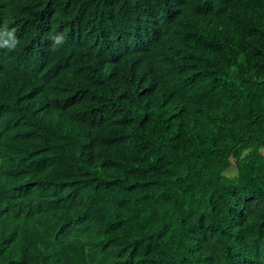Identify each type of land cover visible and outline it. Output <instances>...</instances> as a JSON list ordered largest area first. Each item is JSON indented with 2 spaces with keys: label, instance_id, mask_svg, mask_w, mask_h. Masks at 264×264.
Returning <instances> with one entry per match:
<instances>
[{
  "label": "trees",
  "instance_id": "1",
  "mask_svg": "<svg viewBox=\"0 0 264 264\" xmlns=\"http://www.w3.org/2000/svg\"><path fill=\"white\" fill-rule=\"evenodd\" d=\"M0 264H264V0H0Z\"/></svg>",
  "mask_w": 264,
  "mask_h": 264
},
{
  "label": "clouds",
  "instance_id": "2",
  "mask_svg": "<svg viewBox=\"0 0 264 264\" xmlns=\"http://www.w3.org/2000/svg\"><path fill=\"white\" fill-rule=\"evenodd\" d=\"M64 39H65V37L63 34L57 35L56 37H54V45H59V44L63 43Z\"/></svg>",
  "mask_w": 264,
  "mask_h": 264
}]
</instances>
